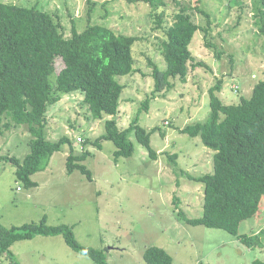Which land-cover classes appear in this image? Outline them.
Masks as SVG:
<instances>
[{"label": "rangeland", "instance_id": "rangeland-1", "mask_svg": "<svg viewBox=\"0 0 264 264\" xmlns=\"http://www.w3.org/2000/svg\"><path fill=\"white\" fill-rule=\"evenodd\" d=\"M37 6L54 14L65 37L90 24H100L116 33L138 40L132 47L135 70L118 77L124 84L118 125L126 127L139 114V124L151 133V146L157 152L152 159L147 149L129 138L134 153L115 160V145L101 142V149L87 145L90 151L83 161L92 171L88 179L78 170L68 173V151L56 152L48 166L34 174L35 187H26L16 178V166L0 161V223L6 228L38 222L43 216L51 225L65 223L84 246L101 249L110 264H146L143 253L148 246L164 248L172 264H252L264 261V246H245L238 236L223 229L191 225L177 216L179 208L189 217L203 212V184L180 172L201 175L213 171L214 151L200 136L192 137L180 129L204 122L210 115L209 89L223 76L219 93L224 103H238L249 97L254 84L264 79V34L256 25L257 0H163L157 13H164L163 28L173 15L187 7L193 20L208 31L198 30L190 50L204 66L190 68L186 81L170 78L171 87L152 96L153 64L164 68L161 42L165 38L158 27L149 2L142 0H2ZM209 14L207 18L205 14ZM210 21V24L208 23ZM57 62V69L60 67ZM232 85H237L234 90ZM150 97L148 109L144 101ZM87 105L79 92L64 94L47 113V138L58 140L68 135L81 151L79 136L95 139L104 132V119L89 120ZM26 127H13L0 136L3 154L24 158L29 152ZM67 149V146H65ZM176 154V165L169 155ZM239 233L259 234L264 245V196L259 212L242 222ZM19 264H94L72 250L62 236H36L12 244ZM0 255V264H9Z\"/></svg>", "mask_w": 264, "mask_h": 264}, {"label": "trees", "instance_id": "trees-1", "mask_svg": "<svg viewBox=\"0 0 264 264\" xmlns=\"http://www.w3.org/2000/svg\"><path fill=\"white\" fill-rule=\"evenodd\" d=\"M142 1L150 3L158 27L163 28L164 13H157V9L165 2ZM199 11L209 17L207 12ZM54 16L37 6L0 0V136L19 126L26 127L29 133V152L24 158L0 151V161L13 163L17 180L26 187H35L34 174L48 166L54 153L65 150L68 151L67 172L78 170L91 179L92 171L83 162L91 154L87 145L101 149V142L110 140L115 145V160L129 157L134 153L131 133L149 156L156 159L157 152L150 142L155 130L148 131L141 126L139 114L128 126L118 125L117 115L125 87L118 77L135 70L132 47L138 37L116 33L100 24H90L78 31L74 22L71 36L65 37ZM255 18L259 31L264 34V0H257ZM198 30L208 31L193 20L184 6L173 15L172 23L163 28L165 38L161 52L165 66L160 68L153 64L152 96L171 87L170 78L186 81L190 68L205 65L196 60L190 50ZM223 82L222 76L208 91V119L180 129L192 137L200 136L202 143L214 151L212 172L201 175L180 172L203 184L202 215L187 216L179 208L176 196L174 204L178 219L191 225L223 229L238 236L248 248L255 249L264 246L260 235L239 232L242 222L259 212L264 196V79L257 81L251 95L242 97L238 103L222 101L219 93ZM73 92L83 95L89 120L110 116L105 119L100 136L95 139L79 136L78 142L84 147L81 151L74 147L70 136L51 141L46 133L49 108L64 94ZM150 99L147 97L144 101L145 109ZM169 159L176 165V154L169 155ZM36 236H62L72 250L89 257L94 264H110L103 250L79 243L71 225L48 224L45 216L38 222L10 228L0 223V255L9 258V264H19L10 249L12 244ZM143 259L146 264H172L173 261L164 248L155 245L145 249ZM252 264H264V261L257 259Z\"/></svg>", "mask_w": 264, "mask_h": 264}, {"label": "built area", "instance_id": "built-area-1", "mask_svg": "<svg viewBox=\"0 0 264 264\" xmlns=\"http://www.w3.org/2000/svg\"><path fill=\"white\" fill-rule=\"evenodd\" d=\"M232 87H233L235 90H237V85H232Z\"/></svg>", "mask_w": 264, "mask_h": 264}]
</instances>
